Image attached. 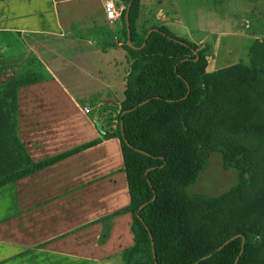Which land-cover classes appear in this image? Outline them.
<instances>
[{"label": "crops", "instance_id": "crops-1", "mask_svg": "<svg viewBox=\"0 0 264 264\" xmlns=\"http://www.w3.org/2000/svg\"><path fill=\"white\" fill-rule=\"evenodd\" d=\"M151 2L142 0L138 26L167 25L163 12L151 22ZM103 5L0 0L6 56L22 52L20 66L32 55L51 75L18 91V135L32 160L97 140L0 186V264H105L134 243L132 213H118L130 202L121 140L106 134L115 132L108 119L119 111L130 62L108 42L121 24L107 20Z\"/></svg>", "mask_w": 264, "mask_h": 264}, {"label": "trees", "instance_id": "trees-1", "mask_svg": "<svg viewBox=\"0 0 264 264\" xmlns=\"http://www.w3.org/2000/svg\"><path fill=\"white\" fill-rule=\"evenodd\" d=\"M120 1L126 5L121 24L130 41L124 49L131 63L117 132L107 136L117 135L121 140L130 191L129 204L118 212L133 216L134 243L123 251V263L264 264L256 256L264 242V229L256 239L252 223L232 226V220H225L223 230L217 232L218 199L187 191L206 166L205 148H220L227 163L235 161L240 171L247 166L252 178L257 175L256 168L243 163L249 155L245 145L225 147L224 143L221 148L222 142L207 141L203 135L201 107L212 78L206 72V49L177 36L165 24L139 28L141 0ZM22 65V70L0 81V186L97 141L42 161L32 160L18 135V91L51 75L32 55ZM260 72L253 66L249 81L257 80ZM250 184L248 179L244 187ZM257 204V199L250 202L248 212ZM247 218L246 214L233 221Z\"/></svg>", "mask_w": 264, "mask_h": 264}, {"label": "rangeland", "instance_id": "rangeland-1", "mask_svg": "<svg viewBox=\"0 0 264 264\" xmlns=\"http://www.w3.org/2000/svg\"><path fill=\"white\" fill-rule=\"evenodd\" d=\"M151 1L154 4L149 12L151 22L159 23V15L163 12L167 26L174 34L194 42L201 41L198 47L206 49V72L212 78L207 88V100L201 107L204 137L207 141L222 142L221 148L224 143L227 144L225 147L245 145L249 155L245 156L243 163L252 165L257 172L252 178L247 166L240 171L235 161L227 163L220 148H205L206 166L187 191L192 195L218 199L217 232L223 230L225 220H232V226L252 223L256 226L255 237L260 239L264 229V0ZM94 3L93 7H99ZM111 35L108 42L112 46L124 48L126 43L129 44L122 24L111 30ZM0 45L2 81L23 69L19 64L24 54L6 56L7 49L2 48L1 40ZM253 66L261 72L257 80L250 82L248 76ZM228 68L231 70L226 73ZM203 83L206 84L205 78ZM117 114L108 119L107 125L115 132ZM248 179L251 184L246 187ZM236 190L239 193L235 195ZM256 199L258 204L248 212L250 202ZM244 213L248 215L244 222L233 221L242 219ZM256 256L264 259V242L260 243ZM122 261V256H116L105 264H124Z\"/></svg>", "mask_w": 264, "mask_h": 264}, {"label": "built area", "instance_id": "built-area-1", "mask_svg": "<svg viewBox=\"0 0 264 264\" xmlns=\"http://www.w3.org/2000/svg\"><path fill=\"white\" fill-rule=\"evenodd\" d=\"M104 10L106 18L109 22H120L123 11L126 9V5L120 0H104ZM88 111L87 108H85Z\"/></svg>", "mask_w": 264, "mask_h": 264}, {"label": "water", "instance_id": "water-1", "mask_svg": "<svg viewBox=\"0 0 264 264\" xmlns=\"http://www.w3.org/2000/svg\"><path fill=\"white\" fill-rule=\"evenodd\" d=\"M130 30L129 26H128V31ZM129 44H130V41H129Z\"/></svg>", "mask_w": 264, "mask_h": 264}]
</instances>
